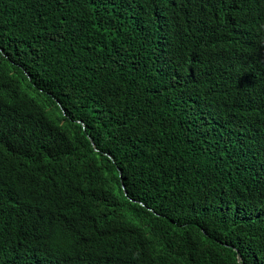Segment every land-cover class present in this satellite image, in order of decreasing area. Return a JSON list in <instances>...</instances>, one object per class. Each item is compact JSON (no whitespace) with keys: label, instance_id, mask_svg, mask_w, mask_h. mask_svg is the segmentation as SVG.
I'll use <instances>...</instances> for the list:
<instances>
[{"label":"trees","instance_id":"trees-1","mask_svg":"<svg viewBox=\"0 0 264 264\" xmlns=\"http://www.w3.org/2000/svg\"><path fill=\"white\" fill-rule=\"evenodd\" d=\"M255 1L0 0V264H264Z\"/></svg>","mask_w":264,"mask_h":264},{"label":"clouds","instance_id":"clouds-1","mask_svg":"<svg viewBox=\"0 0 264 264\" xmlns=\"http://www.w3.org/2000/svg\"><path fill=\"white\" fill-rule=\"evenodd\" d=\"M256 2V5L257 6H260V7H263L264 6V0H256L255 1ZM263 12V11H262ZM120 176V175H119ZM122 186V188H123V185H121ZM124 191V190H123ZM124 193H125V191H124ZM238 259H239V256H238Z\"/></svg>","mask_w":264,"mask_h":264}]
</instances>
